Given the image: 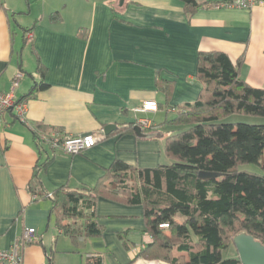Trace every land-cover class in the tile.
Segmentation results:
<instances>
[{
    "label": "crops",
    "instance_id": "crops-1",
    "mask_svg": "<svg viewBox=\"0 0 264 264\" xmlns=\"http://www.w3.org/2000/svg\"><path fill=\"white\" fill-rule=\"evenodd\" d=\"M195 1L201 7L189 16L180 0H0V90L9 91L18 72V100L40 82L47 85L26 99L24 122L11 111L0 120V249L33 228L36 238L21 249L22 264H165L133 261L151 243L141 206L99 198L103 234L73 241L56 227L50 200L34 198L28 185L37 175L46 194L89 190L116 160L140 169L168 165L169 135L156 118L168 122L196 101L199 52L223 53L234 65L241 60L240 78L264 89V6L246 11L214 6L231 0ZM26 45L34 58L29 74ZM158 83L170 84L168 96ZM146 101L158 110L135 113ZM136 119L149 120L153 130L117 132L134 129ZM107 125L115 128L78 155L35 143L34 133L67 138Z\"/></svg>",
    "mask_w": 264,
    "mask_h": 264
},
{
    "label": "trees",
    "instance_id": "trees-1",
    "mask_svg": "<svg viewBox=\"0 0 264 264\" xmlns=\"http://www.w3.org/2000/svg\"><path fill=\"white\" fill-rule=\"evenodd\" d=\"M180 1L189 16L201 7L195 0ZM50 19L56 21L57 16ZM240 63L234 65L220 52L198 53L195 77L202 84L198 97L165 122L183 128L165 138L164 154L171 164L140 169L116 160L94 188L70 191L60 187L51 194H46L36 175L28 185L29 192L50 200L56 227L73 241L101 237L104 228L95 211L98 199L105 198L142 207L151 243L133 261L241 264L238 257L223 259L222 251L233 245V237L240 232L264 245V125L220 121L234 114L264 118V89L251 87L240 78ZM169 85L158 83L166 96ZM46 87L40 82L20 101ZM117 132L132 134L133 124ZM34 138L42 150L36 133ZM241 164H255L263 174L238 171ZM199 172L218 177L201 180ZM77 222L82 225L78 227ZM162 224L168 228H159Z\"/></svg>",
    "mask_w": 264,
    "mask_h": 264
},
{
    "label": "built area",
    "instance_id": "built-area-1",
    "mask_svg": "<svg viewBox=\"0 0 264 264\" xmlns=\"http://www.w3.org/2000/svg\"><path fill=\"white\" fill-rule=\"evenodd\" d=\"M217 8H236L240 10L249 11L256 6H264V0H231L221 2L214 5ZM22 73L18 72L10 83L9 91L3 92L0 90V120L1 117L11 111L15 114L20 122H24L26 101H20L15 97V90L22 79ZM158 110L157 104L153 101L143 102L139 108L134 109L135 113L156 112ZM136 126L140 128H149L151 124L149 120L136 119ZM105 134L101 130L99 132L87 133L75 137L60 138L57 134L52 135H38L39 141L47 144L51 149L60 148L65 154L73 156L78 155L105 139ZM34 198H37L34 196ZM161 229H167V224L159 226ZM35 230L33 228L25 229L21 238L7 249H0V264H22L21 249L31 244L35 240Z\"/></svg>",
    "mask_w": 264,
    "mask_h": 264
},
{
    "label": "rangeland",
    "instance_id": "rangeland-1",
    "mask_svg": "<svg viewBox=\"0 0 264 264\" xmlns=\"http://www.w3.org/2000/svg\"><path fill=\"white\" fill-rule=\"evenodd\" d=\"M22 53H23L22 58H23V64H24L23 69L27 74H29L30 72H32L33 65H34V58L30 52V47L26 45ZM29 80H30V77L26 76L25 81L27 82ZM169 118L170 117H168L167 119L169 120ZM220 123H223L225 125H232V124L233 125L235 124L264 125V118L234 114V115H230L229 117L221 120ZM156 124L160 125L163 128V130L167 132V135L169 136L177 133L179 129H183V128L176 129V128H172L168 126V124H165L164 118L162 115L156 118ZM42 153L44 154V152ZM168 163L171 164L172 161H168ZM237 170L248 172V173H253V174H258V175L263 174L259 166L255 164H241L237 167ZM222 258L223 259H236L237 253H236L235 247L233 245H230L226 250L222 251Z\"/></svg>",
    "mask_w": 264,
    "mask_h": 264
},
{
    "label": "water",
    "instance_id": "water-1",
    "mask_svg": "<svg viewBox=\"0 0 264 264\" xmlns=\"http://www.w3.org/2000/svg\"><path fill=\"white\" fill-rule=\"evenodd\" d=\"M114 128L113 125H107L103 132L107 135ZM134 131L138 136L142 133L139 126H134ZM217 177L218 174L215 173L199 172L198 174V178L201 180H210ZM232 242L241 264H264V245L255 240L253 236L240 232L233 237Z\"/></svg>",
    "mask_w": 264,
    "mask_h": 264
}]
</instances>
